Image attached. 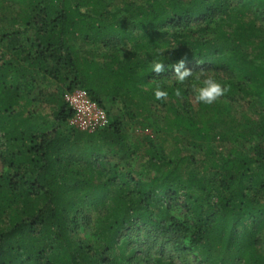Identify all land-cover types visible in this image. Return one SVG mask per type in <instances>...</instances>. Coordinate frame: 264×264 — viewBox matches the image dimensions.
<instances>
[{
    "label": "trees",
    "instance_id": "1",
    "mask_svg": "<svg viewBox=\"0 0 264 264\" xmlns=\"http://www.w3.org/2000/svg\"><path fill=\"white\" fill-rule=\"evenodd\" d=\"M7 1L19 10H0V264H264V0ZM208 76L230 87L212 105L191 91ZM42 78L66 85L52 117L35 106ZM76 86L107 125L70 124ZM151 101L175 146L158 117L141 122L157 137L130 141L110 105Z\"/></svg>",
    "mask_w": 264,
    "mask_h": 264
},
{
    "label": "rangeland",
    "instance_id": "2",
    "mask_svg": "<svg viewBox=\"0 0 264 264\" xmlns=\"http://www.w3.org/2000/svg\"><path fill=\"white\" fill-rule=\"evenodd\" d=\"M4 2L5 3H0L1 4V6H0L1 13L6 15L4 17L10 18L11 17L10 12L13 13V15H15L17 10H19V5L14 3V2L7 1V0ZM3 20H4V23L9 22L7 19H3ZM0 25H1V21H0ZM87 47H89V46L85 43H82L80 45V48L83 51V53H87V51H88ZM42 85H43V95L47 94V96L45 98H43V100H41L40 102L38 101L35 104V106L37 107V109H39V110L41 109L42 111L46 112L48 115H51V117H52V111L57 106V104H56L57 100L55 97V95H57L59 93L57 91V89L60 86H61L60 88H62V86H63V91H64L66 89V85H63L60 82H58L54 79H50V78L47 80L42 78ZM59 94H61V93H59ZM115 102L119 107L124 105V101L122 99H119L118 101H115ZM153 102L154 101H151L150 107L148 109H147V107H148L149 103L147 104V106L142 105L137 109L131 104L132 103L131 102L128 107L129 108L131 107V109H132L131 113H133V114L126 113L124 110L118 109L116 107V104H113V102H111L112 104H110V105H112V106L114 105V107H115L114 113H116L115 115L123 113L120 115V117L124 121V128H125L128 136H129L130 141H137L139 138H143L147 134L157 137V133L155 132L154 127H153V126H156L154 123H152V125H143L141 122L144 121V117H145L146 121H149V120L153 119L154 117H158L160 124L164 125L163 129L161 130V133L166 135V137H167L166 143L168 144V146H172V145L175 146V143L178 142V139L180 141V138L179 137H178V139L175 138L172 135V133L168 132L167 129L165 128L169 122L172 124H173V122L166 115H164V110L161 107H158L155 104H153L154 110L153 111L150 110ZM234 109H235V111H238V115H240L243 111L242 105L236 104L234 106ZM147 128H148V130H147ZM180 136L182 137L183 134L181 133ZM184 142H186L185 139H184ZM246 145L248 146L249 143H246ZM214 146H215V148L213 149V151L215 153H222L228 149L226 147V145H224L223 143H221L218 140L214 142ZM142 149H144V147H142ZM192 151L197 152V148L192 147L190 152L192 153ZM131 159H134L137 162V164H140L141 161H140L139 151L137 153L133 154ZM91 211H92L91 213H96L94 209H92Z\"/></svg>",
    "mask_w": 264,
    "mask_h": 264
},
{
    "label": "clouds",
    "instance_id": "3",
    "mask_svg": "<svg viewBox=\"0 0 264 264\" xmlns=\"http://www.w3.org/2000/svg\"><path fill=\"white\" fill-rule=\"evenodd\" d=\"M175 81L180 85H187V82L191 77H193V72L191 69L185 68V61L181 59L175 66ZM152 71L159 74L165 71L164 62L153 61ZM198 80L199 77L197 76ZM191 91L194 93V98L196 102L205 105L215 104L220 100L227 92L230 91L229 86H225L217 81L215 78L208 76L203 79L202 83L197 85L196 83L191 84ZM156 100H166L168 97V92L161 87H157L154 92ZM175 95L180 97L182 95V90L178 87L175 90Z\"/></svg>",
    "mask_w": 264,
    "mask_h": 264
},
{
    "label": "built area",
    "instance_id": "4",
    "mask_svg": "<svg viewBox=\"0 0 264 264\" xmlns=\"http://www.w3.org/2000/svg\"><path fill=\"white\" fill-rule=\"evenodd\" d=\"M64 98L73 109L69 119L71 125L93 131L108 124L107 110L91 96L87 88L76 86L68 89L64 93Z\"/></svg>",
    "mask_w": 264,
    "mask_h": 264
}]
</instances>
